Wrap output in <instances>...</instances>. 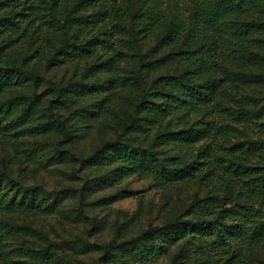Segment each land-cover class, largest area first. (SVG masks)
Masks as SVG:
<instances>
[{
  "label": "rangeland",
  "instance_id": "obj_1",
  "mask_svg": "<svg viewBox=\"0 0 264 264\" xmlns=\"http://www.w3.org/2000/svg\"><path fill=\"white\" fill-rule=\"evenodd\" d=\"M141 10L193 35L176 45L133 32L122 16ZM0 67L11 69L0 86V180L18 185L2 180L0 264H264V251L248 259L241 245L165 228L206 196L195 168L222 133L264 138V0H0ZM174 76L207 99L168 93ZM247 113L263 119L250 127ZM115 141L148 155L125 166L129 147L117 146L92 158ZM161 166L184 169L164 188Z\"/></svg>",
  "mask_w": 264,
  "mask_h": 264
},
{
  "label": "trees",
  "instance_id": "obj_2",
  "mask_svg": "<svg viewBox=\"0 0 264 264\" xmlns=\"http://www.w3.org/2000/svg\"><path fill=\"white\" fill-rule=\"evenodd\" d=\"M241 1L245 4L260 6L263 0ZM122 20V23L130 27L129 29L133 32L163 33V38L172 39L171 41L176 45L185 44V40L193 35L191 30L180 29L175 24L168 23L167 15L163 11H132L124 14ZM239 41L242 47L246 45L245 36L241 37ZM186 55L185 52L178 50L174 53V58L180 62H189L190 58L186 60ZM12 69L15 72L20 70L16 66H13ZM8 70L11 69L5 70V68L0 67V86L5 77L4 73ZM30 77L34 81L38 79L33 74ZM202 89V86L185 84L180 77L174 76V82L168 93L183 94L193 99L206 100L208 94L204 93ZM244 118L243 123L250 127L252 123L263 119L260 113L257 115L247 113ZM60 128L65 133V139L70 140L71 133L62 120H60ZM255 131L260 133L261 127L257 126ZM219 141L220 144L216 149L210 153L205 152L198 158L199 167L195 168L197 173L194 179L199 180L207 189L206 196L190 206L189 211L185 214L187 216L176 217L165 228L171 231L183 230L184 228L187 231H193L195 233L193 239L198 238L200 241L208 243L209 247L215 246L224 250L228 247L241 245L246 250L245 256L248 259H253L255 251H264V138L254 142L236 141L231 134L224 132ZM117 146L129 147L128 154L120 158L125 166H129L131 163L138 164L143 158V153H145L120 141H115L106 143L92 158L96 159L104 151L115 149ZM60 151L64 152L61 149ZM157 162L159 161L157 160ZM182 169L184 168L176 169L161 166L160 186L167 188L174 185L171 179L172 172L174 174L180 173ZM4 179L8 181V184L18 188V185L12 180L2 176L0 191ZM176 179L178 178H174V180ZM23 194L33 196V193L27 188L23 189ZM33 199H36L38 203L37 209H41L39 197L36 195V198ZM0 200H2L0 202L1 207V203H5L4 195L0 196ZM5 209L10 214H18V204L16 203L6 204ZM154 234V231L149 230L143 236L149 238ZM171 237L169 241L174 243L176 234L175 236L171 235ZM52 257L50 261L55 262L56 259L53 254Z\"/></svg>",
  "mask_w": 264,
  "mask_h": 264
}]
</instances>
